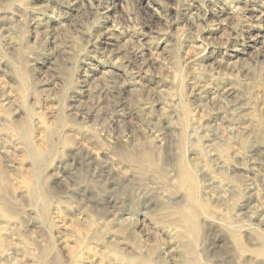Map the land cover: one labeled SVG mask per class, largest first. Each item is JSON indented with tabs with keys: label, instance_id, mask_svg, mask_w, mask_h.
I'll return each instance as SVG.
<instances>
[{
	"label": "rangeland",
	"instance_id": "374dc122",
	"mask_svg": "<svg viewBox=\"0 0 264 264\" xmlns=\"http://www.w3.org/2000/svg\"><path fill=\"white\" fill-rule=\"evenodd\" d=\"M0 264H264V0H0Z\"/></svg>",
	"mask_w": 264,
	"mask_h": 264
}]
</instances>
